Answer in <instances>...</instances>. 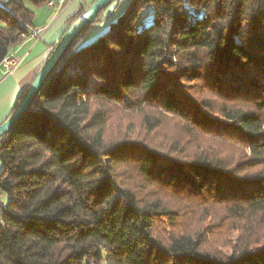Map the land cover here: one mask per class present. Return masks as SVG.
Instances as JSON below:
<instances>
[{
  "label": "trees",
  "instance_id": "1",
  "mask_svg": "<svg viewBox=\"0 0 264 264\" xmlns=\"http://www.w3.org/2000/svg\"><path fill=\"white\" fill-rule=\"evenodd\" d=\"M48 1H2L0 66L30 32L32 8ZM119 2L77 36L0 137V196L7 199L0 200V264H264V0H128L88 41ZM149 6L151 23L142 27ZM84 53L89 88L74 61ZM100 101L107 109L93 110ZM110 104L141 112L146 134L161 127L162 111L248 155L232 164L201 142L182 158L157 143L109 142ZM215 111L219 118L210 116ZM127 175L221 206L235 237L218 248L229 253L203 248L201 233L161 234L156 222L173 227L180 214L161 197L141 200Z\"/></svg>",
  "mask_w": 264,
  "mask_h": 264
},
{
  "label": "rangeland",
  "instance_id": "2",
  "mask_svg": "<svg viewBox=\"0 0 264 264\" xmlns=\"http://www.w3.org/2000/svg\"><path fill=\"white\" fill-rule=\"evenodd\" d=\"M0 0V4H3ZM28 8H31L27 4ZM114 5H111L107 9V13L112 11ZM125 9V8H124ZM122 9L114 17H110L107 21L103 22L101 25L95 27V31L90 35L88 41L96 39L99 35L104 33L107 28V25L110 21H115L117 17L123 13ZM147 11L144 12V22L140 25L142 27H147L151 23V17L153 13V7L149 6L146 8ZM74 61L80 66L82 72V79L85 85V88H89L93 85L94 80L87 76L86 71V55L78 54L75 56ZM3 86V85H2ZM1 86V87H2ZM0 87V88H1ZM189 90V89H186ZM0 93H3V90H0ZM191 96L195 100H199L201 96L199 94ZM212 99L217 102H222L223 100L213 97ZM96 101H91L90 104L95 106ZM111 113L106 115V140L109 142L117 141L120 139H132L139 141H147L156 147V143L159 144L163 149L162 152L171 154L173 156H178L180 158L184 156H192L198 153L197 143L201 142L200 147L205 144L208 147H213L215 150L222 149L226 156L231 160V163L234 164L238 160H243L247 157L248 153L243 149V146L237 145L236 143H231L229 141L221 140L217 136H206L203 133L198 132L195 129L189 127L188 123L179 117H176L174 114H168L166 112L159 111L162 114L163 123L161 127L146 134L142 126L141 112L126 106L124 104H110ZM245 109L251 108L250 103L241 104ZM103 109L106 110L107 107L104 101H100L99 104L93 109ZM219 114L215 111L210 116L214 118H219ZM0 115V121H3ZM1 123V122H0ZM209 137V138H208ZM168 145V150L163 146ZM129 176V177H128ZM131 179L132 185L135 188L136 192H139L138 196L141 200H150L154 197H161L172 209H175L178 214H180L177 223L173 227H168V225L162 222H156V226L161 231V234L175 233L179 230L187 232H197L201 233V239L203 241V248L211 251L212 253L227 254L229 250L227 248L219 249V245L229 237H235V234H232L231 228L228 229L226 223L221 220L222 217V208L217 204H209L195 198L184 199L177 194L161 189L159 187H148L145 183H142L137 176L127 175ZM123 178L125 176L123 175ZM0 200L4 205L7 201L5 195L0 196Z\"/></svg>",
  "mask_w": 264,
  "mask_h": 264
},
{
  "label": "crops",
  "instance_id": "3",
  "mask_svg": "<svg viewBox=\"0 0 264 264\" xmlns=\"http://www.w3.org/2000/svg\"><path fill=\"white\" fill-rule=\"evenodd\" d=\"M92 1L93 0H64L61 5L60 3H55L54 6L49 7L46 3L32 8L34 20L30 31L38 28H44V30L35 41L28 37H24L20 43L9 51L11 54L13 53L24 57L23 63L11 74L5 75L3 73V68L0 66V87L3 85L0 88V90H3V93H0V115H2L1 118H3V121L17 102L20 93L31 83L33 77L46 60L52 46L56 44L61 37L60 35L65 24L80 10V8H87ZM119 1L118 4H112L114 5L112 11L109 13L105 12V21L111 16L114 17L117 15L128 3V0ZM95 29L96 28L92 30L90 35Z\"/></svg>",
  "mask_w": 264,
  "mask_h": 264
},
{
  "label": "water",
  "instance_id": "4",
  "mask_svg": "<svg viewBox=\"0 0 264 264\" xmlns=\"http://www.w3.org/2000/svg\"><path fill=\"white\" fill-rule=\"evenodd\" d=\"M112 1L113 0H93L92 3L84 9L83 13L66 27L59 40L48 54L46 60L33 77L22 99L11 114L0 123V137L8 134L16 121L28 110L77 36L89 27Z\"/></svg>",
  "mask_w": 264,
  "mask_h": 264
},
{
  "label": "built area",
  "instance_id": "5",
  "mask_svg": "<svg viewBox=\"0 0 264 264\" xmlns=\"http://www.w3.org/2000/svg\"><path fill=\"white\" fill-rule=\"evenodd\" d=\"M49 1H51V7H52V3H60L61 5L64 2V0H57V1L49 0ZM43 30L44 28L33 29L25 37H31V40L35 41L40 36ZM23 60H24L23 56L17 54L9 55L8 59L6 60L5 66L3 67V73L5 75L11 74L15 69H17L23 63Z\"/></svg>",
  "mask_w": 264,
  "mask_h": 264
},
{
  "label": "bare ground",
  "instance_id": "6",
  "mask_svg": "<svg viewBox=\"0 0 264 264\" xmlns=\"http://www.w3.org/2000/svg\"><path fill=\"white\" fill-rule=\"evenodd\" d=\"M47 4H48L49 7H51V1H48ZM54 5H55V3H52V6H54ZM28 38L31 39V37H28ZM12 54H13V53H12ZM9 55H11V53H10ZM9 55L3 59L2 63H1V67H2V68L5 66L6 60L8 59Z\"/></svg>",
  "mask_w": 264,
  "mask_h": 264
}]
</instances>
